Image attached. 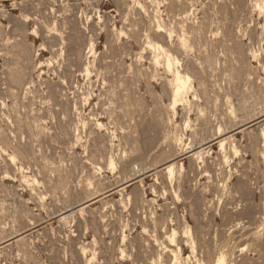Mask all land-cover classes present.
<instances>
[{"label":"rangeland","instance_id":"1","mask_svg":"<svg viewBox=\"0 0 264 264\" xmlns=\"http://www.w3.org/2000/svg\"><path fill=\"white\" fill-rule=\"evenodd\" d=\"M219 257L264 264V0H0V264Z\"/></svg>","mask_w":264,"mask_h":264},{"label":"bare ground","instance_id":"2","mask_svg":"<svg viewBox=\"0 0 264 264\" xmlns=\"http://www.w3.org/2000/svg\"><path fill=\"white\" fill-rule=\"evenodd\" d=\"M176 81L177 82L179 81V76L176 77ZM178 91H179V87L177 88V91L176 92H178ZM222 259H223L222 257L219 259L218 264H223V260Z\"/></svg>","mask_w":264,"mask_h":264}]
</instances>
